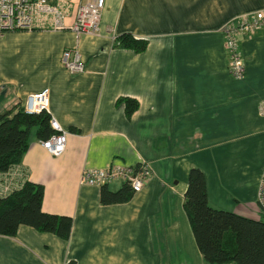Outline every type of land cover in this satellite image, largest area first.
I'll list each match as a JSON object with an SVG mask.
<instances>
[{
  "label": "crops",
  "instance_id": "0c3cea01",
  "mask_svg": "<svg viewBox=\"0 0 264 264\" xmlns=\"http://www.w3.org/2000/svg\"><path fill=\"white\" fill-rule=\"evenodd\" d=\"M69 2L68 21L78 0ZM259 9L264 0H104L96 35L4 32L0 113L46 87L49 114L68 131L58 156L33 135L13 182L40 184L42 210L68 215L71 224L64 240L26 225L0 235V264H203L182 210L191 167L204 175L209 206L259 219L264 27L239 41V80L227 72L218 31ZM123 32L146 40L145 48L113 45ZM73 45L82 73L60 63ZM121 97L137 102L129 115ZM140 161L149 175L126 202L102 205L99 186L78 182L82 169Z\"/></svg>",
  "mask_w": 264,
  "mask_h": 264
},
{
  "label": "trees",
  "instance_id": "16d2710c",
  "mask_svg": "<svg viewBox=\"0 0 264 264\" xmlns=\"http://www.w3.org/2000/svg\"><path fill=\"white\" fill-rule=\"evenodd\" d=\"M113 45L139 52L145 48L146 40L123 32L114 37ZM118 101L123 102L126 115L137 106L134 98L121 97ZM48 118L45 112L24 113L19 102L0 113V172L19 163L31 129L37 140L52 133ZM107 184L99 186L102 205L126 202L133 194L124 182L115 190ZM41 199L42 186L30 180L0 196V235L12 236L18 225H26L67 239L70 217L43 211ZM182 210L203 264H264V213L260 211L261 219H253L209 206L204 175L196 167L187 173Z\"/></svg>",
  "mask_w": 264,
  "mask_h": 264
},
{
  "label": "built area",
  "instance_id": "2783aa9c",
  "mask_svg": "<svg viewBox=\"0 0 264 264\" xmlns=\"http://www.w3.org/2000/svg\"><path fill=\"white\" fill-rule=\"evenodd\" d=\"M69 5V0H0V37L6 31L32 29L68 30L75 37L96 35L104 0H78L68 21ZM263 27V9L237 15L218 27L222 35L227 72L233 79L239 80L244 76V63L239 50L240 39ZM60 63L69 74L84 71L83 60L76 45L61 51ZM20 106L26 114H48V125L52 133L45 139H39L38 143L49 154L60 155L64 150L68 131L49 114L48 89L44 87L37 92L26 94ZM14 166L11 165L6 171L0 172V196H5L19 187L13 182V178L21 173V169ZM148 175L149 167L143 161L135 165L111 163L105 168L82 169L78 182L100 186L119 180L126 183L132 193H136L142 188ZM256 204L264 213V163L256 192Z\"/></svg>",
  "mask_w": 264,
  "mask_h": 264
},
{
  "label": "rangeland",
  "instance_id": "374dc122",
  "mask_svg": "<svg viewBox=\"0 0 264 264\" xmlns=\"http://www.w3.org/2000/svg\"><path fill=\"white\" fill-rule=\"evenodd\" d=\"M72 2V1H71ZM73 3V2H72ZM1 106H4L3 104H0ZM33 137V129H31L30 133H29V136H28V141ZM121 183V181L119 180H116L115 181V184H117L119 186V184ZM257 218H262V214L260 212V210L257 211V215H256Z\"/></svg>",
  "mask_w": 264,
  "mask_h": 264
},
{
  "label": "water",
  "instance_id": "95a60500",
  "mask_svg": "<svg viewBox=\"0 0 264 264\" xmlns=\"http://www.w3.org/2000/svg\"><path fill=\"white\" fill-rule=\"evenodd\" d=\"M0 98H1V93H0ZM71 264V263H70Z\"/></svg>",
  "mask_w": 264,
  "mask_h": 264
}]
</instances>
